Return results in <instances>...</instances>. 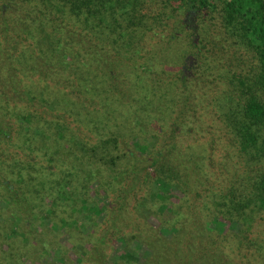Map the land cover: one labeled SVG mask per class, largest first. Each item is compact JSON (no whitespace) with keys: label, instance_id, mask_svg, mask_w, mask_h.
<instances>
[{"label":"trees","instance_id":"1","mask_svg":"<svg viewBox=\"0 0 264 264\" xmlns=\"http://www.w3.org/2000/svg\"><path fill=\"white\" fill-rule=\"evenodd\" d=\"M140 1L0 0L2 33L14 34V39H0V191L7 194L9 221L16 230L39 219L30 207L36 194L31 185L43 189L46 172L42 167L33 169V163L49 164L47 177L58 185L57 198L62 200H73V181L89 165L125 164L126 180L118 177L116 182L125 186L116 216L131 218L138 227L156 201L164 203V213L170 212L163 220L167 223L173 208L183 210L187 203L185 207L195 212L206 206L213 185L234 184L229 203L241 221L231 222L240 226L239 231H205L207 241L178 234L170 238V259L151 264H172V259L173 264H264V243L259 239L264 236V176L243 196L238 186L244 181L229 155H214L213 164L205 166L184 148L194 139L186 135V143L176 136L177 129H193L198 121L194 114L176 118V77L157 70L172 64L176 44L174 39L156 41L177 15L192 17L220 7L226 32L256 54L260 71L255 85L264 94V0H153L144 14ZM138 28L145 29L142 35L148 39H136ZM157 49L162 50L159 56ZM139 66L149 71L121 77L124 67ZM180 79L181 97V89L191 95L186 70ZM229 114L228 129L242 158L263 161L261 95L252 94L241 113L230 109ZM126 125L128 141L121 133ZM242 158L238 155L240 162ZM15 171L18 179L13 182L10 175ZM65 173L68 178H61ZM145 183L153 185L149 198L143 196ZM50 218L43 217L34 229L42 231ZM181 230L192 235L191 227ZM145 231L142 226L136 235L142 242H137L143 246L147 242L155 253L165 236L155 239ZM31 233L32 229L23 234L26 238ZM3 242L5 238L0 240V264H24ZM117 258L100 254L98 264L141 262L129 249Z\"/></svg>","mask_w":264,"mask_h":264},{"label":"rangeland","instance_id":"2","mask_svg":"<svg viewBox=\"0 0 264 264\" xmlns=\"http://www.w3.org/2000/svg\"><path fill=\"white\" fill-rule=\"evenodd\" d=\"M152 1L141 0L140 12L144 14L152 6ZM3 28L4 25L2 26L0 22L1 42L3 39H14V34H3ZM137 33L136 39H148L142 35L145 29L138 28ZM157 39L156 41L161 39L163 42L174 39L172 44H176L174 52L170 54L172 64L157 67L158 71L162 72L164 69L176 77V97H178L176 118L186 119L185 116L194 114L195 120L198 121L193 129L192 126H187V129L183 130L177 129L176 136L183 138L186 143L189 141L186 135L194 139V142L189 143V147L184 148L196 155L195 159H201L202 165H212L214 155H229V160L238 167L240 180L244 181L238 182L240 183L238 187L243 192V196L248 195L254 184L260 181L261 175L264 176V160L255 161L246 156L242 158L243 154L232 140L233 134L228 126L231 121L230 109L238 114L241 113L245 102L255 93L261 95L264 100V94L255 85L260 71L256 54L226 32L220 7L192 17L184 13L177 15ZM157 51V56L162 54V50L157 49ZM142 54L145 55L146 51ZM189 56L196 59L193 66L189 64ZM183 70H186L190 76L189 85L186 86L191 95L186 89H181V92H184L181 97L179 87L182 85L180 77ZM133 71L147 73L149 69L143 66L124 67L120 75L128 78ZM180 100L183 103L181 105ZM120 120L125 119L121 117ZM126 127L127 125L121 133L122 139L128 141L129 131ZM70 151L68 148L66 154ZM238 155L242 158L241 162ZM40 167L46 172L44 181L46 185L43 189L37 184L31 185V189L36 194L30 198V207L39 214V219L34 225L32 222L29 226L17 227L14 230L13 223L9 221L10 210L5 202L7 194L5 191H0V240L5 238L6 242H3L5 248L24 264H87L89 262L98 264L100 254L104 255V258L117 260V256L126 249L136 253L141 261L140 264H151V260L156 262L162 260L165 263L173 248L171 237L176 238L179 234V237L187 240L195 236L207 241L205 231L226 233L240 229L235 221L231 222L235 219L241 221V218L236 208L229 203V198L232 196L231 188L234 185L229 182L213 185L210 188L211 198L207 199L206 206L202 204L195 212L185 207L187 203H184L183 210L173 208L171 220L167 223L163 220L170 212L164 213L162 209L164 203L156 201L155 204L149 205V213H145V217L141 220L143 225L140 224L138 227L131 218L123 220L116 216L117 207L122 204L121 190L125 187L118 186L116 182L118 177L126 180L128 165H121L120 168L113 164H109L108 167L98 164L89 165L86 173H79V178L73 181L75 187L73 200L57 198L58 185L47 177L49 164L33 163V169L37 170ZM68 175L65 173L61 178H68ZM10 177L13 182L17 181L16 171ZM147 184L145 183L143 190L145 198H149L153 190V185ZM24 193L25 197L29 198V193L27 191ZM47 215L51 218L50 221H46V228L42 231L35 230L34 227H39L42 218ZM227 220L230 221L226 222ZM142 226L148 230L145 232L154 234L155 239L157 236L162 239L161 234L165 236L166 241L162 240L156 245L155 253L147 242H145L147 247L137 242V240L142 242L136 238V235H140ZM151 226L158 227V231L153 233ZM180 227H191L192 235L187 230L178 232ZM30 229L32 233L25 238L23 233ZM259 239L264 243V236H259ZM152 252L153 257H151ZM169 263L173 264L174 259Z\"/></svg>","mask_w":264,"mask_h":264},{"label":"water","instance_id":"3","mask_svg":"<svg viewBox=\"0 0 264 264\" xmlns=\"http://www.w3.org/2000/svg\"><path fill=\"white\" fill-rule=\"evenodd\" d=\"M190 66H193L196 63V59L193 56L188 57Z\"/></svg>","mask_w":264,"mask_h":264}]
</instances>
